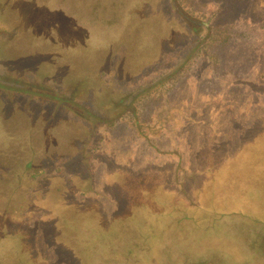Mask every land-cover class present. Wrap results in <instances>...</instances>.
Segmentation results:
<instances>
[{
  "label": "rangeland",
  "instance_id": "rangeland-1",
  "mask_svg": "<svg viewBox=\"0 0 264 264\" xmlns=\"http://www.w3.org/2000/svg\"><path fill=\"white\" fill-rule=\"evenodd\" d=\"M264 264V0H0V264Z\"/></svg>",
  "mask_w": 264,
  "mask_h": 264
},
{
  "label": "trees",
  "instance_id": "trees-1",
  "mask_svg": "<svg viewBox=\"0 0 264 264\" xmlns=\"http://www.w3.org/2000/svg\"><path fill=\"white\" fill-rule=\"evenodd\" d=\"M29 261V264H33V263H30V262H32V261H30V260H28Z\"/></svg>",
  "mask_w": 264,
  "mask_h": 264
}]
</instances>
